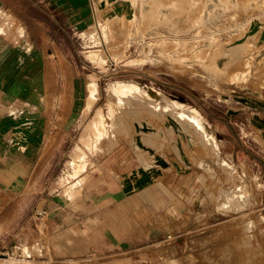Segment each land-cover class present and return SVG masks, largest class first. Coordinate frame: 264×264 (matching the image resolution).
I'll return each mask as SVG.
<instances>
[{
	"label": "rangeland",
	"instance_id": "1",
	"mask_svg": "<svg viewBox=\"0 0 264 264\" xmlns=\"http://www.w3.org/2000/svg\"><path fill=\"white\" fill-rule=\"evenodd\" d=\"M90 6L87 25L67 26L65 19L60 20L68 28L55 37L49 25L54 49L69 60L63 69L49 66V92L64 95L49 100L52 178H40L45 175L41 173L39 179L23 182L22 201L42 204L46 185V191L58 190L55 194L75 188L94 158L131 138L149 119L180 123L196 136L197 150L217 160L214 165L227 174L222 187L213 189L203 179L206 190L193 189L186 196L199 213H205L206 227H197L194 233H205L208 241L223 236V264H264V135L254 127L260 121V104L249 100L251 106H244L239 100L245 94L255 98L261 90L264 97V0H115ZM49 20L56 25V20ZM121 82L140 89L116 90L115 84ZM75 94L81 99H74ZM238 124L246 127L241 133L246 147L242 155L230 154L226 161L222 151L233 145L222 144V132L215 128L223 126L235 144L241 141ZM76 147L81 154L74 155ZM4 215L12 224L14 212ZM100 259L89 253L70 264Z\"/></svg>",
	"mask_w": 264,
	"mask_h": 264
},
{
	"label": "crops",
	"instance_id": "2",
	"mask_svg": "<svg viewBox=\"0 0 264 264\" xmlns=\"http://www.w3.org/2000/svg\"><path fill=\"white\" fill-rule=\"evenodd\" d=\"M102 1L115 2L94 0ZM91 4L92 0H0V247L44 236L55 259L96 253L101 259L93 264H196L201 260L223 264V236L208 241L205 233H194L195 228L206 227L205 213H199L186 196L193 189L204 192L203 179L213 189L222 187L227 174L214 165L217 160L197 150L196 136L180 123L149 119L136 127L131 138L94 158L75 188L55 194L58 190L46 191V185L42 204L22 201L23 182L37 180L41 173L45 175L40 178H52L48 175L49 146L54 143L49 141L53 132L49 100L64 95L49 92V66L63 69L69 60L54 49L49 25L53 37L68 28L60 20L65 19L67 26L87 25ZM262 94L263 90L255 98L245 94L239 100L244 106H251L249 100L260 104V121L254 127L264 135ZM74 99L81 97L75 94ZM221 128L215 130L222 132V144L233 145L232 150L222 151V158L242 155L246 140L241 133H246V127L238 124L241 141L235 144ZM204 166L211 173L204 172ZM40 208L48 210L44 222L34 214ZM8 211L14 212L12 224L4 215Z\"/></svg>",
	"mask_w": 264,
	"mask_h": 264
},
{
	"label": "built area",
	"instance_id": "3",
	"mask_svg": "<svg viewBox=\"0 0 264 264\" xmlns=\"http://www.w3.org/2000/svg\"><path fill=\"white\" fill-rule=\"evenodd\" d=\"M92 0V5L95 4ZM93 10V8H92ZM37 218L46 220L48 210L40 208L36 210ZM173 238L172 234L167 236ZM72 259H55L49 252L47 239L42 237L32 242H12L10 245L0 247V264H70Z\"/></svg>",
	"mask_w": 264,
	"mask_h": 264
},
{
	"label": "bare ground",
	"instance_id": "4",
	"mask_svg": "<svg viewBox=\"0 0 264 264\" xmlns=\"http://www.w3.org/2000/svg\"><path fill=\"white\" fill-rule=\"evenodd\" d=\"M91 83H94V82H91ZM92 87V86H91ZM90 87V88H91ZM95 87V86H94ZM124 87H126L127 88V92L128 91H131V92H133V91H139V89H140V87L139 86H137L136 84H133V83H126V82H121V83H117V84H115V86H114V88L116 89V90H120L121 88H124ZM93 88V87H92ZM92 88H91V90H92ZM113 88V89H114ZM95 89V88H94ZM95 90H97V89H95ZM125 92V91H124ZM130 93V92H129ZM93 94H94V90H93ZM96 94V93H95ZM124 94V93H123ZM95 96V95H94ZM93 96V97H94ZM92 99V98H91ZM182 111V110H181ZM186 114V113H185ZM102 115H103V113H102ZM190 115V114H189ZM101 117H103V116H101L100 115V117L98 116V118H99V123L101 122V120L103 119H101ZM189 117H191V116H189ZM97 119V118H96ZM103 121V120H102ZM93 124V123H92ZM97 125V124H96ZM100 125V124H99ZM95 131V130H94ZM87 138H89V137H87ZM86 140V139H85ZM88 140V139H87ZM89 144V143H88ZM84 151V150H83ZM82 153V149L80 148V147H76L75 149H74V155H77V154H81ZM83 156H85V155H83ZM74 158V157H73ZM81 158V157H80ZM74 160H77L76 158L74 159Z\"/></svg>",
	"mask_w": 264,
	"mask_h": 264
}]
</instances>
